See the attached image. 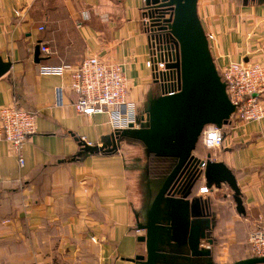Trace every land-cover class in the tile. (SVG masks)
<instances>
[{
	"label": "crops",
	"instance_id": "crops-1",
	"mask_svg": "<svg viewBox=\"0 0 264 264\" xmlns=\"http://www.w3.org/2000/svg\"><path fill=\"white\" fill-rule=\"evenodd\" d=\"M197 2L219 71L229 61L264 62V2ZM145 5L143 0H0V56L11 63L0 77V108L16 104L36 114L22 166L0 136V264H141L135 256L146 254L138 240L145 230L138 224L154 198L147 191L145 149L122 140L115 153L76 157L81 141L99 146L109 138V117L77 113L68 71L46 68L76 66L91 55L117 63L128 85L125 101L144 113L147 97L160 92L146 65ZM37 45L48 47V53L39 52V62ZM260 98L264 104V92ZM224 131L219 147L195 155L210 154L230 168L245 214L236 211L226 185L201 194L204 182L193 197H200L204 208L209 202L210 213H216L214 260L229 264L248 258V235L264 216V118L231 122Z\"/></svg>",
	"mask_w": 264,
	"mask_h": 264
},
{
	"label": "water",
	"instance_id": "water-1",
	"mask_svg": "<svg viewBox=\"0 0 264 264\" xmlns=\"http://www.w3.org/2000/svg\"><path fill=\"white\" fill-rule=\"evenodd\" d=\"M145 3L148 9L159 12L160 17L168 14L166 25L161 27L162 35L172 42L176 61L167 63L165 68L176 70L179 91L170 90L171 85L166 82L168 72L159 73V79L154 82L160 85V92L155 96L150 94L144 105L146 121L140 122L139 127L131 124L128 129L111 133L99 146L81 141L76 157L116 152L121 139L128 138L139 142L147 157L150 153L175 157L176 165L153 196L145 221L138 224L139 229L145 230L138 240L144 242L146 254L136 255L135 259L141 264H220L210 259L212 239L208 233L214 224L200 197H191L190 193L202 175L209 189L228 186L236 211L245 214L237 180L230 168L221 161L211 160L210 154L203 158L194 154L203 128L228 125L234 105L226 95L225 83L209 50L208 37L197 15V0H146ZM39 52L37 45L36 62L40 59ZM10 66L0 56V77ZM147 191L150 197L149 181ZM229 264H264V257Z\"/></svg>",
	"mask_w": 264,
	"mask_h": 264
},
{
	"label": "built area",
	"instance_id": "built-area-1",
	"mask_svg": "<svg viewBox=\"0 0 264 264\" xmlns=\"http://www.w3.org/2000/svg\"><path fill=\"white\" fill-rule=\"evenodd\" d=\"M147 9L145 5L142 17L144 32L149 37L150 53L146 65L152 70L154 80L159 79V73L168 72L166 82L171 85V91L178 92L176 70L165 68L167 63L176 61V51L172 42L150 29ZM40 51L48 53V47L40 45ZM46 69L54 73L67 70L70 76L69 86L76 95L75 111L85 115L106 113L113 132L128 129L131 124L139 127L140 122L146 121L145 113L137 114L133 104L125 101L128 85L119 64L108 63L91 55L84 57L76 66L65 63L49 65ZM220 75L226 86V95L234 105L229 123L260 121L264 118V104L260 98L264 92V62L244 59L229 61L220 70ZM57 93H60V89ZM35 117V113L16 104L0 108V136L7 142L20 166L24 164L25 143L36 129ZM226 126L228 125L219 128L214 124L206 125L202 130L201 144L208 150L219 147L223 142V130ZM198 191L204 194L209 188L203 185ZM247 242L254 257H264V216L249 233Z\"/></svg>",
	"mask_w": 264,
	"mask_h": 264
},
{
	"label": "trees",
	"instance_id": "trees-1",
	"mask_svg": "<svg viewBox=\"0 0 264 264\" xmlns=\"http://www.w3.org/2000/svg\"><path fill=\"white\" fill-rule=\"evenodd\" d=\"M244 3H248V2H253V3H257L259 1L256 0H246V2L244 0H241ZM220 79H221V75H220V71L218 70ZM224 131V130H223ZM227 131H224V135L226 134ZM121 140H126V141H136L134 139H121ZM195 151L194 154L198 152H204V150L207 148L204 147L201 144V136L199 138V140L196 143L195 146ZM204 149V150H203ZM203 150V151H202ZM115 152H111V153H106V154H112ZM202 155V154H201ZM200 156V155H199ZM201 157V156H200ZM205 157V156H204ZM176 158L170 155H164V156H160V155H156L153 153H150L147 157V165H148V181H149V185L151 188V194L154 196L156 194V192L158 191L159 187L161 186L163 179H165V177L171 172V170L174 168V166L176 165ZM205 182V180H203L202 175L197 179L196 184L194 185L190 196L193 197V193L194 190L196 189L197 185L203 184ZM206 204V209L209 212V217L211 219V222L215 225V212H211L209 211V202H205ZM214 229V227H213ZM213 230H211L208 233V237L212 239V245H211V256L210 259L213 260V262H215L214 260V255H213V247L216 245L215 244V240L213 239ZM249 251H250V246H249ZM250 257H254L250 251V255L248 256V258ZM247 258V259H248Z\"/></svg>",
	"mask_w": 264,
	"mask_h": 264
},
{
	"label": "rangeland",
	"instance_id": "rangeland-1",
	"mask_svg": "<svg viewBox=\"0 0 264 264\" xmlns=\"http://www.w3.org/2000/svg\"><path fill=\"white\" fill-rule=\"evenodd\" d=\"M234 1H236L237 4L242 3L241 0H234ZM146 13L150 19V26H151L150 29L153 30V32H156L157 35H159L160 37L161 36L164 37V35H162L164 33V30L161 27L166 25L165 19L168 18V14H165L164 16L160 17L159 12H155L154 9H150V8L147 9Z\"/></svg>",
	"mask_w": 264,
	"mask_h": 264
}]
</instances>
